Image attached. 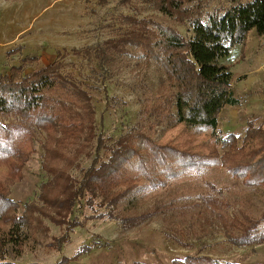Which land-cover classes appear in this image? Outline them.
Masks as SVG:
<instances>
[{"label":"trees","instance_id":"16d2710c","mask_svg":"<svg viewBox=\"0 0 264 264\" xmlns=\"http://www.w3.org/2000/svg\"><path fill=\"white\" fill-rule=\"evenodd\" d=\"M119 3L129 11L115 18L113 37L58 51L46 66L39 57L22 56L7 73H0V264H18L30 239L37 244L32 234L42 229L44 220L65 227L62 236L45 245L58 251L69 241L68 233L80 227L77 216L83 207L105 209V217L114 218L112 212L131 193L163 188L185 173L220 168L246 188L264 189V122L248 121L242 136L221 137L217 129L221 110L239 104L224 61L233 47L244 45L249 32L264 36V0H223V5H212L211 0ZM130 50L157 68L158 85L141 100L138 120L127 132L117 139L104 137L88 84L67 71L65 58L70 54L82 60L104 82ZM21 51L16 47L6 56ZM102 82L108 104L111 95ZM36 143L46 180L36 200L19 212L20 204L10 192L21 181ZM83 161L89 162L87 167ZM206 184L208 193L199 195L200 204L194 206L211 216L227 242L236 248L264 244V211L252 216ZM122 221L138 222L129 215ZM181 230L172 232L173 237ZM171 264L240 263L196 255Z\"/></svg>","mask_w":264,"mask_h":264},{"label":"rangeland","instance_id":"374dc122","mask_svg":"<svg viewBox=\"0 0 264 264\" xmlns=\"http://www.w3.org/2000/svg\"><path fill=\"white\" fill-rule=\"evenodd\" d=\"M98 0H5L0 2V12L4 13L0 25V40L14 49L18 44L10 43L15 34L26 30L23 39H29L30 50L37 49L42 66L53 62L56 52L80 49L101 42L116 34L118 15L128 13V7L119 0H109L99 5ZM222 1V2H221ZM246 1V0H243ZM212 5L223 0H211ZM223 5V4H222ZM114 25L113 27L111 25ZM184 36H190L186 29L179 28ZM251 37H258L255 31ZM42 39L43 45L36 40ZM1 42V43H2ZM237 46L231 50L228 61L234 74L240 73L245 64L238 57ZM6 55V54H5ZM7 65L19 63L21 54L12 55ZM11 56V57H12ZM67 71L86 85L96 107V120L102 135L117 139L136 123L141 100L156 89L159 79L157 68L144 63L138 51L120 57L112 66L110 74L102 80L93 73L82 60L68 55L65 58ZM7 64V63H6ZM264 66V65H263ZM101 82L111 95L108 104L104 102ZM229 107V106H228ZM226 118V113L222 114ZM220 127V128H219ZM246 127V126H245ZM245 127L237 125L233 131H226L228 123L220 120L218 131L223 137L229 132L242 136ZM158 131V130H157ZM160 134L154 135L158 137ZM41 139L40 135H37ZM36 151L26 164L21 181L10 192V198L24 205L36 200L39 186L46 180L41 170L42 150L38 143ZM88 161L82 166L87 167ZM213 186L219 195L244 208L252 216L264 211V189L246 188L234 181L222 169L204 170L201 174L185 175L166 182L163 188L147 189L131 193L113 213L114 218L105 217V209H81L77 216L80 227L68 233L69 241L61 249L49 250L45 245L50 238H59L64 226H54L44 220L42 229L32 234L37 244L28 243L25 253L16 259L18 264H171L174 259L186 256H207L219 262L240 264H264V244L246 248H236L225 239L220 226L211 220L200 204L199 195L208 193L207 184ZM214 189V190H215ZM215 190V192H216ZM234 207V208H235ZM156 211V214H152ZM152 212V213H151ZM102 213V214H101ZM93 214L94 218H85ZM98 214L101 216L97 217ZM136 218V224L125 225V216ZM181 232L173 237L176 229ZM54 249V250H53ZM79 253L77 257L75 256ZM73 257V258H72ZM67 261H65V260Z\"/></svg>","mask_w":264,"mask_h":264},{"label":"crops","instance_id":"0c3cea01","mask_svg":"<svg viewBox=\"0 0 264 264\" xmlns=\"http://www.w3.org/2000/svg\"><path fill=\"white\" fill-rule=\"evenodd\" d=\"M2 1L5 0H0V2ZM2 13H4L3 10L0 14ZM2 18H4V15L0 18V25ZM25 31L20 30L17 32L10 43L18 44L17 47H21L22 51L18 54L22 53V56H42V53L37 49L32 51L29 49V39L22 38ZM41 40H36V42L43 45ZM1 42L0 40V73L4 74L8 72L9 67L7 65L10 63L8 60H12L13 56L7 60L5 54L10 51L9 46L11 45L7 46L6 43L8 42ZM237 49L238 57L234 63L238 64L242 61L245 64L244 67H241L243 70L240 73L234 74L228 58L224 61L230 66L232 73L231 89L233 96L239 100V104L234 107H224L218 116V124H220L221 119L228 123L226 131H233L237 125L241 124L245 127L248 121L254 119L264 122V70L261 69L264 65V36L251 37L249 32L244 45L237 46ZM226 111L227 116L225 118L222 114Z\"/></svg>","mask_w":264,"mask_h":264},{"label":"built area","instance_id":"2783aa9c","mask_svg":"<svg viewBox=\"0 0 264 264\" xmlns=\"http://www.w3.org/2000/svg\"><path fill=\"white\" fill-rule=\"evenodd\" d=\"M261 69H263V70H264V66H262V67H261Z\"/></svg>","mask_w":264,"mask_h":264}]
</instances>
